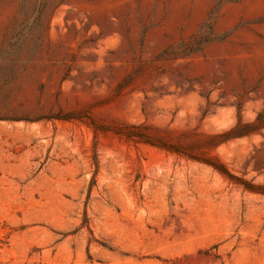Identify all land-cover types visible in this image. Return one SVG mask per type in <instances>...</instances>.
I'll list each match as a JSON object with an SVG mask.
<instances>
[{
	"label": "rangeland",
	"instance_id": "rangeland-1",
	"mask_svg": "<svg viewBox=\"0 0 264 264\" xmlns=\"http://www.w3.org/2000/svg\"><path fill=\"white\" fill-rule=\"evenodd\" d=\"M0 264H264V0H0Z\"/></svg>",
	"mask_w": 264,
	"mask_h": 264
}]
</instances>
